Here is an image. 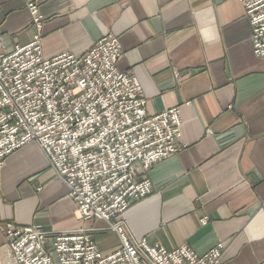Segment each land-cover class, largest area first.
Segmentation results:
<instances>
[{
	"label": "crops",
	"instance_id": "0c3cea01",
	"mask_svg": "<svg viewBox=\"0 0 264 264\" xmlns=\"http://www.w3.org/2000/svg\"><path fill=\"white\" fill-rule=\"evenodd\" d=\"M45 59L81 56L103 36L119 39L120 71L134 76L155 116L178 108V154L148 171L151 194L121 216L130 241L201 256L222 244L220 264L264 261V62L238 0H0L2 51L35 34ZM203 218L207 224L202 225ZM47 232L92 230L98 251L121 248L99 220L81 221L67 189L30 143L0 170V225ZM100 229V230H99ZM0 232V264H6Z\"/></svg>",
	"mask_w": 264,
	"mask_h": 264
},
{
	"label": "built area",
	"instance_id": "2783aa9c",
	"mask_svg": "<svg viewBox=\"0 0 264 264\" xmlns=\"http://www.w3.org/2000/svg\"><path fill=\"white\" fill-rule=\"evenodd\" d=\"M238 1L253 55L264 61V0ZM27 8L35 29L29 44L5 53L0 32V170L9 155L36 144L66 186L78 219L108 224L121 248L102 255L92 230L53 233L8 221L0 225L6 264H219L222 244L201 256L187 246L167 251L130 241L121 221L151 194V167L184 149L179 109L146 113L138 80L117 69L122 49L112 35L83 56L43 58L41 17L35 4Z\"/></svg>",
	"mask_w": 264,
	"mask_h": 264
},
{
	"label": "rangeland",
	"instance_id": "374dc122",
	"mask_svg": "<svg viewBox=\"0 0 264 264\" xmlns=\"http://www.w3.org/2000/svg\"><path fill=\"white\" fill-rule=\"evenodd\" d=\"M38 14H39V12H38ZM39 16H40V15H39ZM40 17H41V16H40ZM31 20H32V17H31ZM41 25H42V17H41ZM41 30H42V27H41ZM40 34H41V32H40ZM117 39H118V38H117ZM118 41H119V39H118ZM119 43H120V41H119ZM93 46H94V45H93ZM91 48H92V47H91ZM91 48H90V49H91ZM88 51H89V50H88ZM88 51H87V52H88ZM87 52H86V53H87ZM86 53L82 54L81 56L85 55ZM68 54H71V53H68ZM262 61H263V60H262ZM118 62H119V61H118ZM263 62H264V61H263ZM116 66H117V65H116ZM117 69H118V68H117ZM119 71H120V70H119ZM120 72H121V71H120ZM122 72H124V71H122ZM126 73H128V72H126ZM130 75H131V74H130ZM148 180H149V179H148ZM138 202H140V201H138ZM136 203H137V202H136ZM136 203H133L132 205H134V204H136ZM132 205H131V206H132ZM131 206H130V207H131ZM76 214H77V213H76ZM106 226H107V227H106L105 229H103V230H110V229H109L110 226H109L108 224H107ZM99 230H100V229H99ZM92 236H93V234H92ZM93 238H94V236H93ZM222 248H223V247H222ZM209 251H210V250H209ZM220 257H221V255H220ZM262 262H263V261H262ZM260 263H261V262H260ZM219 264H220V258H219Z\"/></svg>",
	"mask_w": 264,
	"mask_h": 264
}]
</instances>
